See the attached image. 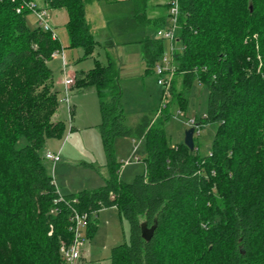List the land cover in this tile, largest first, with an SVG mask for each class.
Returning <instances> with one entry per match:
<instances>
[{
	"label": "trees",
	"instance_id": "trees-1",
	"mask_svg": "<svg viewBox=\"0 0 264 264\" xmlns=\"http://www.w3.org/2000/svg\"><path fill=\"white\" fill-rule=\"evenodd\" d=\"M92 1L110 0H43L66 11L69 45L86 57L100 44L85 15ZM19 3L0 0V264H63L59 247L71 240L72 209L97 215L102 207H116L129 226L128 241L111 249L109 264H264V0H179L173 57L182 81L170 95L184 108L193 82L207 90L204 115L190 123L197 124L193 150L167 140L160 115L126 124L113 57L75 72L73 87H93L99 99L108 177L96 189L68 194L58 192L43 151L65 128L51 119L59 102L48 65L61 46L27 26L30 12L17 13ZM134 17L141 26L165 21L146 17L145 0L134 1ZM140 44L150 72L163 39ZM208 123L216 130L201 156L197 128ZM115 137L145 145L143 171L129 183L119 175ZM96 215L87 222L88 237ZM154 222L152 237L143 240L141 224Z\"/></svg>",
	"mask_w": 264,
	"mask_h": 264
},
{
	"label": "rangeland",
	"instance_id": "rangeland-1",
	"mask_svg": "<svg viewBox=\"0 0 264 264\" xmlns=\"http://www.w3.org/2000/svg\"><path fill=\"white\" fill-rule=\"evenodd\" d=\"M35 2L39 4L41 0ZM95 2L92 1L87 5ZM97 3L93 6L94 10L91 6L88 7L86 15L92 22L94 36L99 39L101 48H96L87 57L84 56L81 47L69 45L65 29L66 11L63 8H47V18L61 46L60 51L56 50L59 52V57L57 59L51 57L48 62L53 75V88L57 91L59 102L51 119L53 121L57 118L62 119L65 128L60 137L47 139L43 151L44 154L51 152L60 156V162L54 163L49 160L44 162L46 171L52 176L60 194L96 189L102 186L108 177L105 154L97 127L100 122L97 93L93 87L76 90L73 84L68 88L69 105L67 106L63 101L65 85H55V81L63 77L64 72L74 78L72 74L89 70L94 66L96 59L104 62L105 52L110 53L117 61L126 124L135 125L143 115L152 117L160 115L166 138L171 144L183 142L184 131L191 126L190 123L194 119L203 116L206 111L207 90L198 82H193L188 93L185 94L186 102L183 108L177 101H173L170 94L163 97V89L157 84L154 68L150 72L145 71L138 41L146 35L157 37L158 30L169 25V0H145L146 17L151 20L166 21L159 29L137 23L134 17V1L112 0ZM26 23L31 29L39 27L34 15L31 14L26 16ZM169 56L170 42L164 39L163 52L157 61L158 64L165 67L166 63H163L162 59ZM181 81V75H174L171 86L176 85L179 89ZM215 130L214 123L197 128L196 140L201 156L209 153ZM113 148L115 159L119 164L120 178L129 183L143 170L144 142L139 139L115 137ZM95 218L97 229L92 237L87 236L85 226L80 228L84 245L78 264H109L111 249L128 241V223L120 216L116 207L100 208Z\"/></svg>",
	"mask_w": 264,
	"mask_h": 264
},
{
	"label": "built area",
	"instance_id": "built-area-1",
	"mask_svg": "<svg viewBox=\"0 0 264 264\" xmlns=\"http://www.w3.org/2000/svg\"><path fill=\"white\" fill-rule=\"evenodd\" d=\"M19 5L16 7V12L20 13L23 10H28L35 17L36 24L45 32L50 34L52 39H57L52 26L47 18V7L44 5H38L35 0H19ZM178 13H179V0H169L168 3V22L169 25L158 31V37L161 39H166L170 42V56L169 58L164 57L162 59L163 63H166L164 67L162 64L154 65V72L157 75V84L163 89V97L170 94L171 80L175 74L176 66L174 62V53L176 51V33L178 30ZM52 58L59 57V52L54 51L51 54ZM64 60V59H63ZM65 62L63 61V66ZM66 72L63 73L62 83L65 85V97L64 102L69 105L68 88L72 87L74 84L73 77H70ZM73 76V75H72ZM46 160L56 163L60 160V156L55 153L45 152L44 154ZM96 215V212H81L76 209H72L70 215L69 233L71 235V240L69 243L62 242L59 247V253L62 258L63 264H78L81 257L82 247L84 245V240L81 236L80 228L81 226H87L89 217Z\"/></svg>",
	"mask_w": 264,
	"mask_h": 264
},
{
	"label": "water",
	"instance_id": "water-1",
	"mask_svg": "<svg viewBox=\"0 0 264 264\" xmlns=\"http://www.w3.org/2000/svg\"><path fill=\"white\" fill-rule=\"evenodd\" d=\"M196 126H197V124L189 126L184 131L183 143L190 150H193V148H194L193 133L195 131ZM155 228H156V222H154V224L151 225L150 227H148L146 223H142L141 224V237H142V239L145 241H149L150 238L152 237L153 233H154Z\"/></svg>",
	"mask_w": 264,
	"mask_h": 264
},
{
	"label": "crops",
	"instance_id": "crops-1",
	"mask_svg": "<svg viewBox=\"0 0 264 264\" xmlns=\"http://www.w3.org/2000/svg\"><path fill=\"white\" fill-rule=\"evenodd\" d=\"M110 1H112V0H110ZM109 1V2H110ZM116 1H125V0H116ZM128 1H135V0H128ZM97 2H99V1H96L95 3H93V4H89V5H87L86 6V9H85V15L87 14L86 12H87V9H88V7L90 8V6H91V8L94 10V8H93V6H95V4H98ZM38 5H44L45 6V4H44V2H43V0H41V2H39V4ZM32 15V13H29L28 15ZM33 16V15H32ZM86 19H87V21H88V23L90 24V29H91V32H92V34H93V36H94V28H92V22H91V20H89L88 19V17H87V15H86ZM165 22L166 21H164V24H165ZM164 24H157L156 26H153L154 28L156 27L157 29H159V28H161ZM160 25V26H159ZM163 29V28H162ZM160 30V29H159ZM158 30V31H159ZM95 37V36H94ZM146 37H149V36H147L146 35ZM146 37H144V38H146ZM151 37V36H150ZM143 38V39H144ZM151 38H159L158 36L157 37H151ZM96 39V38H95ZM143 39H141V40H139L138 41V45H139V51H140V53H141V41L143 40ZM99 43H100V41H99V39H96ZM96 48H98V49H100L101 48V44H99ZM118 53V52H117ZM105 54H106V57L109 55V56H111V57H113L110 53H108V52H105ZM119 54V53H118ZM142 56V55H141ZM106 57H105V59H106ZM57 59V58H56ZM113 59L115 60V62H116V64H117V61H116V59L113 57ZM145 64V63H144ZM118 67V66H117ZM145 69H146V67H145ZM83 71V70H82ZM146 71V70H145ZM146 72H148V71H146ZM73 76H74V74H72ZM58 84H63L62 83V76L61 77H59V79H57L56 81H55V85H58ZM85 90V89H84ZM76 91V90H75ZM80 91V90H79ZM57 120H62V119H59V118H57ZM63 121V120H62ZM124 138H127V137H124ZM61 161V159L59 160V161H57V162H60ZM143 171V170H142ZM83 190H85V189H83ZM68 193H73V192H67V193H65V194H68Z\"/></svg>",
	"mask_w": 264,
	"mask_h": 264
}]
</instances>
